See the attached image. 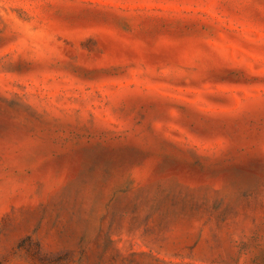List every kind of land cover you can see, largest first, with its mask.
Segmentation results:
<instances>
[{
	"label": "rangeland",
	"instance_id": "1",
	"mask_svg": "<svg viewBox=\"0 0 264 264\" xmlns=\"http://www.w3.org/2000/svg\"><path fill=\"white\" fill-rule=\"evenodd\" d=\"M0 264H264V0H0Z\"/></svg>",
	"mask_w": 264,
	"mask_h": 264
}]
</instances>
